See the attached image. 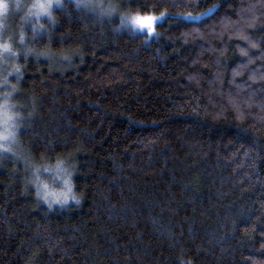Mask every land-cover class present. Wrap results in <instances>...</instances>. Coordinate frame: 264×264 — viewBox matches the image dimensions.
<instances>
[{"label":"trees","instance_id":"trees-1","mask_svg":"<svg viewBox=\"0 0 264 264\" xmlns=\"http://www.w3.org/2000/svg\"><path fill=\"white\" fill-rule=\"evenodd\" d=\"M32 1L0 36V264H264V0Z\"/></svg>","mask_w":264,"mask_h":264},{"label":"rangeland","instance_id":"rangeland-1","mask_svg":"<svg viewBox=\"0 0 264 264\" xmlns=\"http://www.w3.org/2000/svg\"><path fill=\"white\" fill-rule=\"evenodd\" d=\"M58 2H59V0H51L50 3H49V0H33L31 3L32 8H31L29 15L34 16V17L37 16L38 18H42V17L47 18V17H49V15L51 13L50 10H51L52 6L58 4ZM83 2L85 4L89 3L87 0H80L81 6H82ZM4 4L7 5L6 9L0 8V36L2 33H5L6 29L8 28V18H9L8 12H9L10 6L6 3V0H0V5H4ZM41 5H43V7H41ZM96 7L100 8L101 5L97 3ZM136 16H139V15H133V14L128 15V16L122 15L119 17V19L121 20L122 25L129 30H133V31H137V32H146V33H153L154 32V26L159 21L158 17H156V16H140V17H151V18H153V20L151 22V30L149 31L148 28H140L139 26L132 23V18L136 17ZM1 46H2V41H1V37H0V47ZM2 60H5V56H2ZM8 99H9V97L7 95L6 88L4 90H0V146L3 147L7 143L10 147L15 148L17 146L16 145L17 140H16V138H14L15 136L10 135L11 130L10 131L7 130L8 126H10V125H8L9 119L7 118L8 110L10 111V106H8L6 104ZM5 113H7V114H5ZM4 114H5V116H4ZM13 139H15V141ZM48 171L49 170H47V172ZM66 172H67V170L64 171L63 169L62 170H56V169L52 170V174H54L56 176L57 180H58V178H60L63 182H65L66 180L69 179L68 178L65 180L63 178V175H66ZM43 174L44 175L46 174L45 169L43 171ZM32 177L35 179V181H34L35 183H37L36 179H39V180L41 179L40 174L37 172ZM58 184H61V183H59V180L57 181V185ZM67 186H68L67 184H66V186L64 185L62 188V191L66 190ZM37 190L43 195V198L45 200L51 201V202L53 201L54 203L57 202V200L55 201L52 199L51 196L47 195V193L49 192L48 190L46 191L44 189V191L42 192L43 187L41 185L38 186ZM52 191H54V189H52Z\"/></svg>","mask_w":264,"mask_h":264},{"label":"clouds","instance_id":"clouds-1","mask_svg":"<svg viewBox=\"0 0 264 264\" xmlns=\"http://www.w3.org/2000/svg\"><path fill=\"white\" fill-rule=\"evenodd\" d=\"M51 2V0H49V3ZM7 5H0V8L6 9ZM41 7H43V5H41ZM67 189L63 190V191H51L49 190V192L47 193V195L51 196L53 200H57L60 201L61 203H67L69 201V199L74 200L75 203L79 204L81 202V198L76 195L73 192V187L74 184L72 182L66 181ZM47 186V185H45ZM37 195H39V193H37ZM49 208H51L52 204L51 202H49Z\"/></svg>","mask_w":264,"mask_h":264},{"label":"snow or ice","instance_id":"snow-or-ice-1","mask_svg":"<svg viewBox=\"0 0 264 264\" xmlns=\"http://www.w3.org/2000/svg\"><path fill=\"white\" fill-rule=\"evenodd\" d=\"M211 11L212 10L210 9L209 12H211ZM203 15H207V13H205ZM188 19H198V18L189 17ZM152 20H153V18H151V17L136 16V17L132 18V23L139 26L140 28H148L150 31Z\"/></svg>","mask_w":264,"mask_h":264}]
</instances>
